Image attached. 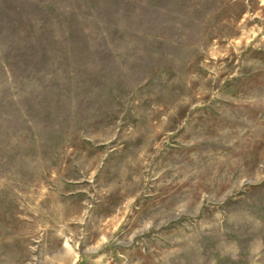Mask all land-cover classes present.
<instances>
[{
	"label": "rangeland",
	"instance_id": "1",
	"mask_svg": "<svg viewBox=\"0 0 264 264\" xmlns=\"http://www.w3.org/2000/svg\"><path fill=\"white\" fill-rule=\"evenodd\" d=\"M0 264H264V0H0Z\"/></svg>",
	"mask_w": 264,
	"mask_h": 264
}]
</instances>
